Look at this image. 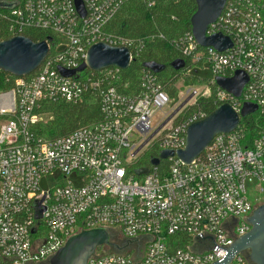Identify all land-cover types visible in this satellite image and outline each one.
I'll list each match as a JSON object with an SVG mask.
<instances>
[{"label":"built area","instance_id":"1","mask_svg":"<svg viewBox=\"0 0 264 264\" xmlns=\"http://www.w3.org/2000/svg\"><path fill=\"white\" fill-rule=\"evenodd\" d=\"M80 1L84 16L75 0H0L9 6L0 7V19L8 22L10 38H50L40 67L0 93V264H48L71 236L96 228L106 229L119 251L98 247L86 264L221 261L264 204L261 197L255 205L249 199L250 192L264 198V124L251 137L240 125L216 135L189 164L175 154L157 165H145L143 158L185 148L187 128L208 115L197 108L200 99L229 104L237 113L254 104L253 114L264 121V0H226L206 31L230 40L224 51L200 47L191 32L170 42L184 62L211 73L203 90L183 85L173 98L148 69L135 94L113 85L120 71L115 67L60 74L58 67L70 71L85 63L94 44L125 47L132 62L154 39L108 30L132 0ZM139 1L150 8L161 0ZM236 71L248 77L239 97L215 84V77ZM87 94L98 98V120L62 137L39 135L46 105L81 104ZM141 168L148 171L139 176ZM253 181L254 188L246 186ZM230 264L250 263L239 254Z\"/></svg>","mask_w":264,"mask_h":264},{"label":"water","instance_id":"2","mask_svg":"<svg viewBox=\"0 0 264 264\" xmlns=\"http://www.w3.org/2000/svg\"><path fill=\"white\" fill-rule=\"evenodd\" d=\"M196 11L190 19L191 34L195 42L203 48L213 47L217 51H224L231 47L230 40L221 34L206 36L209 24L216 21L221 14L226 0H194ZM77 11L81 16L85 12L80 0H75ZM2 8L9 6L0 4ZM46 40L34 42L25 36H14L0 42V71L20 78L36 71L48 55L49 49ZM129 50L125 47H112L104 43L92 45L87 53L86 62L76 70H65L58 67L61 75L73 76L76 72L88 69L98 72L103 69L115 67L126 70L130 65ZM185 62L181 58L174 60L170 67L179 71L184 68ZM143 67L153 72L160 73L163 65L147 62ZM248 82L247 75L236 71L230 78L215 77V84L234 97H239L244 85ZM257 107L245 103L237 113L229 104L216 107L204 119L191 124L187 128L186 145L177 152L162 151L159 158L151 160L152 165H157L160 159H165L174 154L185 164L191 163L199 157L212 139L218 134H227L240 125L241 121L255 113ZM146 168L135 171L137 175L147 173ZM250 230L236 238L226 249V255L221 261L214 264H230L237 255H242L250 264H264V204L257 206L247 218ZM101 246H108L116 251L119 248L110 241L109 232L104 228L84 230L71 236L49 260L48 264H86L87 260Z\"/></svg>","mask_w":264,"mask_h":264},{"label":"trees","instance_id":"3","mask_svg":"<svg viewBox=\"0 0 264 264\" xmlns=\"http://www.w3.org/2000/svg\"><path fill=\"white\" fill-rule=\"evenodd\" d=\"M196 11L194 0L173 1L161 0L153 7H147L139 0H132L126 3L115 18L108 25V30L118 35L131 39H138L145 36H153L154 39L146 43L141 54L135 58L126 70H120L115 85L120 92L125 94H135L138 92L141 75L144 69L143 64L154 62L163 65L165 68L155 74L160 82L161 88L171 97L176 96L175 81L190 69L191 74L183 80L184 85H199L207 82L208 78L204 71L192 68L186 61L184 68L175 71L170 64L180 58V54L175 47L169 45L171 41H179L191 32L190 19ZM158 34L164 36V40L157 38ZM28 36V35H27ZM10 38L8 33V22L0 19V42ZM29 38L34 42H39L46 37L43 34H30ZM91 73L89 72V75ZM96 75V73H95ZM15 77L0 71V93L8 92L14 87ZM103 82V85L110 84ZM197 108L210 114L216 106L212 98L200 99ZM46 114H52V120L39 124V135L45 138H56L70 134L75 129L90 125L100 118L98 98L87 94L81 104L56 103L49 104L43 110ZM249 115L243 119L240 126L246 129L251 137L263 125L264 121ZM157 157V152H148L143 163L149 165L152 159ZM111 239H116L111 235ZM110 251L116 252L111 249Z\"/></svg>","mask_w":264,"mask_h":264},{"label":"rangeland","instance_id":"4","mask_svg":"<svg viewBox=\"0 0 264 264\" xmlns=\"http://www.w3.org/2000/svg\"><path fill=\"white\" fill-rule=\"evenodd\" d=\"M169 45H170V42H169ZM204 73H205V75L208 77V78H211V73L207 70V69H205L204 70ZM191 74V71L190 72H184L181 76H180V78L179 79H177L176 81H175V84L173 85L174 86V88H176V93H177V90H179V88H181L183 85H184V83H183V80H185V78L186 77H188L189 75ZM205 85H206V82L205 83H203V84H199V85H193V86H195V87H197L198 89H200V90H203L204 89V87H205ZM184 87H187V85H185ZM165 110L166 111H168L167 110V108H165ZM255 118H256V120L258 119V115L257 114H255ZM52 118H53V115L50 113V114H46V115H44L43 116V121L44 122H48V121H50V120H52ZM161 119V116L160 115H157V116H155L153 119H152V124L154 125V124H156L159 120ZM247 187H250V188H254L255 186H256V183H255V181H253L252 183H248L247 185H246ZM262 198V202H263V197L262 196H260V194L259 193H257V192H255V193H249V199H250V202L253 204V205H255L256 203H257V199L258 198Z\"/></svg>","mask_w":264,"mask_h":264}]
</instances>
